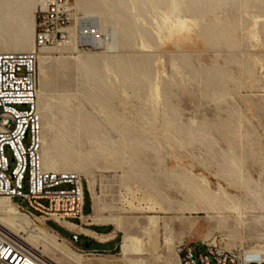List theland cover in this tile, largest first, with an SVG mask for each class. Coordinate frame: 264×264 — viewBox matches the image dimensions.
<instances>
[{"label":"rangeland","instance_id":"obj_1","mask_svg":"<svg viewBox=\"0 0 264 264\" xmlns=\"http://www.w3.org/2000/svg\"><path fill=\"white\" fill-rule=\"evenodd\" d=\"M76 6L128 35L120 34L115 52L105 45L76 49L72 39L46 48V60L39 57L43 150L75 162L58 171L79 174L87 189L94 182L95 198L88 189L84 211L91 215L95 205V215L107 222L77 224L112 227L103 235L119 237L108 251L115 243L100 244L106 241L49 221L68 237L60 243L82 264H180L178 245L207 253L202 241L226 251L260 252L264 259L263 0L163 5L161 14L147 9L144 26L134 22V29L110 7ZM9 47L0 44L2 51ZM78 50L113 63L87 75L75 63ZM195 181L231 199L198 196ZM202 207L241 211L220 218ZM72 234L82 237L75 242ZM124 234L143 251L124 255Z\"/></svg>","mask_w":264,"mask_h":264},{"label":"built area","instance_id":"obj_2","mask_svg":"<svg viewBox=\"0 0 264 264\" xmlns=\"http://www.w3.org/2000/svg\"><path fill=\"white\" fill-rule=\"evenodd\" d=\"M97 27L86 22L75 0H42L36 11L34 45L61 47L72 39L76 48H97ZM102 38L107 39L105 33ZM39 62L36 51L0 50V197H8L18 211L42 226L49 221L89 225L83 177L72 171L45 169L42 159L43 121L38 106ZM29 137V144L25 140ZM9 150V157L6 150ZM27 181V187L25 182ZM21 198L26 206L16 201ZM207 253L196 254L181 243L180 264H264L260 252L226 251L201 242ZM0 264H52L39 252L0 226Z\"/></svg>","mask_w":264,"mask_h":264},{"label":"bare ground","instance_id":"obj_3","mask_svg":"<svg viewBox=\"0 0 264 264\" xmlns=\"http://www.w3.org/2000/svg\"><path fill=\"white\" fill-rule=\"evenodd\" d=\"M79 6L83 8H93L96 6H106L115 11L120 12V17L126 24L132 29L136 25L144 26L143 19L147 17V9H150L158 14H161V6H168L170 9H183L188 6L189 2L194 0H75ZM81 1V2H80ZM205 2H232L233 5L243 3L244 5L251 4L257 0H204ZM264 2V0H263ZM42 0H0V44L2 46L11 48L5 49L4 52H29L36 51L39 57L46 60L49 51L46 48L37 49L34 45V33L36 27V11L40 8ZM86 22L92 26H95L99 30L100 36L95 37L93 42L99 46L105 45L106 51L115 52L119 46L120 34L128 35V31L125 28H118L114 25H107L103 20L101 14H94L92 10L84 15ZM134 22L136 25H134ZM105 33L107 39L102 38V34ZM72 41V40H71ZM68 42L67 44L71 43ZM65 44V45H67ZM63 45V46H65ZM77 49V48H76ZM2 51V50H1ZM105 51V52H106ZM76 65L89 73H95V69L105 62L113 63L111 58H104L96 54L82 53L78 50V55L74 56ZM39 96V88H38ZM39 106V103H38ZM40 109V108H39ZM80 126V125H79ZM69 151V150H68ZM54 157L42 147V159L43 165L47 170L58 171L61 168H67L70 164H74L70 158L59 155ZM64 157V158H63ZM63 158V159H62ZM233 172V171H231ZM195 193L198 196H205L208 200H230L231 196L226 191H222L221 194H215L205 184L195 181L191 184ZM88 189L91 192L92 199L95 198L94 194V182L88 181ZM97 196V195H96ZM208 213L217 214L220 218H224V212L237 211L240 213L241 207H202ZM97 208L94 205V210L91 215H87L89 224H98L107 222L101 220L95 215ZM212 217V216H211ZM223 220V219H222ZM33 220L27 215L18 211L16 204H14L8 197H0V226L8 231L11 235L21 239L30 248L39 252L44 258L50 261L52 264H82L79 257L75 256L68 246L64 243H60V236L54 231H49L47 227L40 225L39 223H33ZM117 221V220H116ZM71 230L80 229L89 235H94L95 238H99L101 241H106L110 237L99 235L87 228L80 227L76 223H65ZM24 232L28 236L21 235ZM66 240V239H65ZM133 237L124 234L120 248L124 255H128L130 252L140 253L143 251L141 247L133 248ZM41 246L43 249H41ZM50 253L59 254L60 258L55 259Z\"/></svg>","mask_w":264,"mask_h":264},{"label":"crops","instance_id":"obj_4","mask_svg":"<svg viewBox=\"0 0 264 264\" xmlns=\"http://www.w3.org/2000/svg\"><path fill=\"white\" fill-rule=\"evenodd\" d=\"M53 222H54V221H53ZM55 223H56L59 227L63 228L64 230H66V231L69 232V233H71V232L84 233V231L78 232L77 230H71L70 228L68 229V228H66L65 226H63V225H61V224H59V223H57V222H55ZM65 225H66V224H65ZM86 228H87L88 230H91V232L93 231L94 233L99 234V235H103V234H105V233H107V234H111L110 232L112 231V228L109 229V227H100V228H97V229H93L92 226H90V227H86ZM53 230H54V229H53ZM54 232L57 233V234L61 237V234H60L57 230H54ZM84 235L87 236V237H89V236H90V237H95L94 235H89V234H87V233H84ZM116 236H117V235H116ZM116 236L111 235V238H109L108 240H106V242H103V243L100 242V244H111V243H115L114 247L111 248V249H109L108 251L114 250V249H116L117 246H118V242L116 241ZM97 243H99V242H97ZM96 250H99V249H96Z\"/></svg>","mask_w":264,"mask_h":264},{"label":"trees","instance_id":"obj_5","mask_svg":"<svg viewBox=\"0 0 264 264\" xmlns=\"http://www.w3.org/2000/svg\"><path fill=\"white\" fill-rule=\"evenodd\" d=\"M87 196H89V199H90V194H89V191H88V189L85 187V201H86V198H87ZM90 202H91V199H90ZM90 212V210L88 211V212H86V214H88ZM92 228L93 229H97L98 227H95V226H92ZM112 227H109V229H111ZM62 237H65V238H68V237H66V236H63V235H61ZM82 237V235H79V239ZM117 237H119V235H117ZM78 239V240H79ZM95 242V241H94ZM87 244H89V242L87 241L86 242ZM85 249H90L88 246L87 247H84ZM94 249H97V248H94Z\"/></svg>","mask_w":264,"mask_h":264},{"label":"water","instance_id":"obj_6","mask_svg":"<svg viewBox=\"0 0 264 264\" xmlns=\"http://www.w3.org/2000/svg\"><path fill=\"white\" fill-rule=\"evenodd\" d=\"M71 238H72L75 242H77L78 239H79V235H78V234H72Z\"/></svg>","mask_w":264,"mask_h":264}]
</instances>
